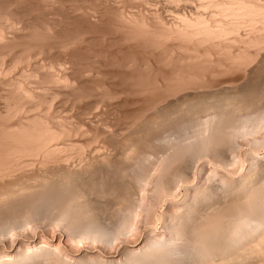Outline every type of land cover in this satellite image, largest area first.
Listing matches in <instances>:
<instances>
[{"label":"bare ground","instance_id":"1","mask_svg":"<svg viewBox=\"0 0 264 264\" xmlns=\"http://www.w3.org/2000/svg\"><path fill=\"white\" fill-rule=\"evenodd\" d=\"M102 22L109 25L101 38L111 54L133 44L153 58L158 89L150 78L145 82L148 64L124 56L121 67L105 74L113 91L76 113L75 104H54L77 89L70 58L57 54L90 34L81 27L70 40L28 47L7 60L33 27L50 34L63 25H90L93 33ZM44 55L54 57L36 60ZM32 59V69L16 72ZM88 66L83 75L98 77L100 70ZM113 104L167 105L116 124ZM78 135L89 138L74 141ZM199 161L222 168L213 164L207 174L213 184H194ZM235 164L238 172L230 169ZM156 165L160 176L152 180ZM144 191L156 211L176 203L154 215L170 235L152 236L150 218L142 248L127 245L113 264H264V0H0V246L15 251L0 264L69 263L45 244L20 248L32 231L55 227L67 242L89 239L93 248L127 237Z\"/></svg>","mask_w":264,"mask_h":264},{"label":"rangeland","instance_id":"2","mask_svg":"<svg viewBox=\"0 0 264 264\" xmlns=\"http://www.w3.org/2000/svg\"><path fill=\"white\" fill-rule=\"evenodd\" d=\"M105 21H107V20H105ZM103 23V25L102 24H100V27L98 26L99 24H97V26H96V28H97V30H96V28H95V30H94V32L92 33L91 31H92V29L91 30H87V28H91L90 27V25H84V26H75V25H68V27H66L67 25H63V26H61V28H60V26H59V29H61V30H59L58 28L56 29V30H54V33L53 32H51L50 34H49V32H47L44 28V30L41 28V27H39V28H37V29H35L36 27H33V29L39 34H37V35H35V31L32 33V31H33V29L31 30L30 29V32L32 33H30L28 30L27 31H25L26 33H28V34H26L27 36H28V38H27V36L24 34V33H21L22 35V37H20V40L18 39L17 41H20V42H17L16 41V43L14 44L15 45V47L12 45L11 47V50H10V52H11V54L8 56V58H7V60H8V62H11V59H12V56L14 57V54H15V52L17 53V54H23L25 51H24V49H26L27 48V52H28V47H29V50H30V47L32 48V49H34V47H35V49L37 48V47H39V46H41L42 45V43L43 44H45L46 43V45L47 46H50V43L52 44V43H54L53 42V40L56 42L55 44H57L58 42H61L62 40L64 41V39L65 40H70L71 38H72V36L74 35V36H77L78 35V31L79 32H81L82 30V32L81 33H88L89 31H90V34L88 35V34H85L86 36V38H87V35H88V37L89 36H91L89 39H86V38H84V40L83 41H81V42H78L77 44H75V46H73L72 48H69V50H68V52H67V54L65 55V53H58L57 54V56L58 57H62V58H67V57H69L68 59L71 61V66L69 67V69H68V71L71 73V74H73V75H75V76H80L79 78L81 79V81H80V79L78 78V86H77V89L73 92V93H71V94H73V95H69V92H68V95L66 96V95H64V97L61 95V99L59 98V99H57L58 101H60V102H58L57 100V102L56 101H54L55 103L54 104H65V106L67 107H72V105L73 104H75V110H73V111H75V113H76V109L78 108V109H80L79 107H82V106H84V103H86L85 104V106L86 105H91V103L93 102H95L96 100H95V98L97 99L99 96H98V94L100 93V94H103V95H105V93H108V92H111V91H113L114 90V88L112 87V85L111 84H108V80L106 79V77H105V74L107 73V71L108 70H110V68L112 69H114V67H117V68H119V67H121V65L119 64L120 62H121V59L123 60V59H125L124 58V56L126 57V56H128V58L129 59H134V61H138L137 63H139V64H143V62L142 61H144L146 64H148L149 65V71L148 72H146V70L144 71V76H145V74L147 75V77L145 78V79H148V80H145V82L147 81V84L148 85H150L149 84V78L151 79L150 80V83L151 84H153V88L154 89H156L157 88V86H158V84L157 83H155L156 82V78L159 76L158 74L160 73V71H159V67L157 66V64H155L154 63V60H153V58L148 54V53H144L142 50H140L139 48L137 49V47L136 46H134L133 44L129 47V46H125V49H124V51H123V53H121V54H111L110 52H109V50H108V48H107V44H106V42L104 43V41H105V38H104V41H103V37H102V35L104 36V35H106V34H103V33H105V31H106V29L107 28H109L108 26V24L106 23V22H102ZM64 26H65V28H64ZM73 26V27H72ZM77 27V28H76ZM79 27H81V28H83L82 30H81V28L79 29ZM87 27V28H86ZM67 28V29H66ZM70 28V29H69ZM75 28L77 29L76 30V32H75ZM85 28V29H84ZM93 28V27H92ZM100 28V29H99ZM42 29V30H41ZM79 29V30H78ZM39 30V31H38ZM59 30V31H58ZM87 32H86V31ZM101 30V32H99ZM41 31H43V32H41ZM85 31V32H84ZM24 32V31H23ZM48 33V34H46V33ZM64 32V33H63ZM68 32V33H67ZM98 32H99V34H98ZM30 33V34H29ZM41 33H44V34H41ZM77 33V34H76ZM52 34V35H51ZM31 35V36H30ZM33 35V36H32ZM35 35V36H34ZM43 35V36H42ZM50 35V36H49ZM101 35V36H100ZM37 36H40V37H37ZM42 36V37H41ZM55 36V37H54ZM63 36V37H62ZM33 37V38H32ZM34 37L35 38H38V39H36V42H35V39H34ZM68 37H70L69 39H68ZM102 37V38H101ZM30 38H32V39H30ZM57 40H56V39ZM67 38V39H66ZM107 38V37H106ZM23 41H22V40ZM85 39H86V41L88 40H90V42H91V44H88L89 42H86L85 41ZM97 41H96V40ZM99 39V40H98ZM28 40H30V43H31V45L29 46V43H28ZM32 40V41H31ZM41 41V42H40ZM85 41V42H84ZM95 41H96V43H95ZM24 44H23V43ZM48 42V43H47ZM93 42V43H92ZM18 43V44H17ZM22 43V44H21ZM86 43V44H85ZM27 44V45H26ZM35 44V45H34ZM84 44V45H83ZM96 44V45H95ZM105 45V47H104V45ZM23 45H24V47H23ZM34 45V46H33ZM91 45V46H90ZM17 46V47H16ZM37 46V47H36ZM77 46V47H76ZM84 46V47H83ZM98 46V47H97ZM87 47V48H86ZM23 48V49H22ZM78 48V49H77ZM82 48H84V49H82ZM116 48H117V46H116ZM126 48H127V50H126ZM90 49V50H89ZM115 49V48H114ZM16 50V51H15ZM80 50V51H79ZM88 50V51H87ZM113 50V49H112ZM126 50V51H125ZM139 50V51H138ZM13 51V52H12ZM23 51V52H22ZM72 51H74V52H72ZM79 53V54H76L77 52ZM84 51V52H83ZM89 51H92V52H96V54H97V51L99 52V51H101L99 54H95V52L94 53H91V52H89ZM19 52V53H18ZM72 52V53H71ZM76 52V53H75ZM71 53V54H70ZM81 53V54H80ZM84 53H86V54H84ZM90 53V54H89ZM127 53V54H126ZM136 53V54H135ZM138 53V54H137ZM13 54V55H12ZM16 54V55H17ZM25 54H27V53H25ZM87 54H89V55H91V56H88ZM97 56H95V55ZM126 54V55H125ZM130 56H129V55ZM82 56V57H80V56ZM103 55H104V58H103ZM106 55V56H105ZM50 55H44V56H38L37 58H36V60L39 58V60L41 59L42 61H46V60H48V57H49ZM67 56V57H66ZM93 56H95V59L94 60H92L94 57ZM110 56V57H109ZM133 56V57H132ZM51 58H53L54 56H50ZM49 57V58H50ZM73 57H74V59H73ZM85 57V58H84ZM93 57V58H92ZM123 57V58H122ZM97 58H99V59H97ZM46 59V60H45ZM85 59H86V61H85ZM97 59V60H96ZM107 59V60H106ZM115 61H114V60ZM101 60V61H100ZM104 60V61H103ZM109 60V61H108ZM145 60H147V62L145 61ZM31 61H33V59L31 60ZM31 61H28L29 63H26L27 61H23L22 63H20V64H18L17 66H16V72L17 71H22V70H25V69H32L33 68V66H34V64H35V62L33 61V63H31ZM38 61V60H37ZM75 61V62H74ZM89 61V62H88ZM97 61H99V62H97ZM150 61V63L151 64H149L148 62ZM7 62V63H8ZM91 62V63H90ZM104 62V63H103ZM107 62V63H106ZM114 62V63H113ZM117 62V63H116ZM142 62V63H141ZM31 63V64H30ZM74 63V64H73ZM116 63V64H115ZM144 63V64H145ZM87 64V65H86ZM101 64V65H100ZM119 64V65H118ZM153 64V65H152ZM20 65V66H19ZM33 65V66H32ZM81 65V66H80ZM89 65V66H88ZM97 66V67H95V66ZM105 65V66H104ZM112 65V66H111ZM118 65V66H117ZM68 66H69V64H68ZM75 66V67H74ZM88 66L89 68H92V67H94V68H96V69H99L100 70V74L98 75V77L95 75V76H89L88 75V77H87V75H83V73H82V71H84L83 69H85L86 67ZM91 66V67H90ZM110 66V67H109ZM22 67V68H21ZM19 68V69H18ZM89 68H87V69H89ZM151 68V69H150ZM112 69V70H113ZM86 70V69H85ZM73 71V72H72ZM76 71H77V73H76ZM75 72V73H74ZM82 73V74H81ZM151 73H152V75H151ZM156 73V74H155ZM78 74H80V75H78ZM100 76V77H99ZM84 77V78H83ZM89 78V79H88ZM100 78H101V80H100ZM155 80L154 82H153V80ZM82 80H84V81H82ZM101 81V82H100ZM131 81H133V82H131V83H133L134 84V80H131ZM89 84H88V83ZM96 82V83H95ZM95 83V84H94ZM101 83V84H100ZM87 84V85H86ZM99 85L100 84V86L102 85H104L103 86V88H98V89H100L101 91H102V93H101V91L100 90H98V89H96V85ZM157 84V85H156ZM95 85V86H94ZM97 85V86H98ZM107 87H106V86ZM85 86V87H84ZM87 86V87H86ZM91 86V87H90ZM78 87H80V88H78ZM83 87V88H82ZM156 87V88H155ZM86 88H87V90H86ZM88 88H92L91 90L90 89H88ZM94 88V89H93ZM105 89H106V91H105ZM113 89V90H112ZM158 89V88H157ZM97 90V91H96ZM79 91V92H78ZM82 91V92H81ZM93 92V95H92V93L91 92ZM94 91H96V93L94 92ZM105 93H104V92ZM108 91V92H107ZM153 91H155V90H153ZM88 92H89V94H88ZM155 92H157V90L155 91ZM154 92V93H155ZM75 93V94H74ZM81 93V94H80ZM95 93V94H94ZM78 94V96H79V94L80 95H84L82 98H80L81 100L78 102L77 100H74V99H76V98H79V97H77L76 95ZM87 94L89 95V96H87ZM74 95H75V97H74ZM133 95V94H132ZM48 96H50V95H48ZM47 96V97H48ZM73 96V97H72ZM98 96V97H97ZM101 96V95H100ZM92 97V98H91ZM94 97V98H93ZM133 97H135V96H133ZM63 99V100H62ZM74 100V101H73ZM90 100V101H89ZM92 100V101H91ZM83 101V102H82ZM77 102V103H76ZM88 102V103H87ZM92 103V104H93ZM43 104V103H42ZM44 104H47V103H44ZM72 104V105H71ZM76 104H78V105H76ZM83 104V105H82ZM71 105V106H70ZM82 105V106H81ZM115 104H113V106H114ZM117 105V104H116ZM115 105V107H117V109H116V112H115V114H113V117H115L114 119H115V123L116 124H122V121H125V119L126 120H128V121H131V120H129V119H131V118H135L137 115H139V113L140 112H142V114H140V115H142V116H147V117H150L149 115L151 114V116L155 113L154 111H157V109H155V108H161L160 106H165V105H167V104H156V106H155V104H154V106L153 105H151V106H153L152 108L153 109H149V107H148V109H145V108H147V106H148V104H121V105H119L118 104V106H116ZM135 105V106H134ZM77 106V107H76ZM146 106V107H145ZM150 106V105H149ZM150 106V107H151ZM168 106H172V108H174L173 107V105H170V104H168ZM120 107V108H119ZM124 107H125V109H124ZM130 107V108H129ZM135 107V108H134ZM145 107V108H144ZM127 108V109H126ZM133 108V109H132ZM139 108V109H138ZM158 108V109H159ZM171 107H170V111L172 112V113H175V112H173V111H175L174 109H172ZM144 109V110H143ZM123 110V111H122ZM145 110H147L146 112H145ZM152 110V111H151ZM154 110V111H153ZM117 111H119V112H117ZM125 111V112H124ZM122 112V113H121ZM154 112V113H153ZM118 113H120V114H118ZM153 113V114H152ZM143 114H146V115H143ZM135 115V116H134ZM119 116V117H118ZM123 117V118H122ZM144 117V118H145ZM128 118V119H127ZM133 118V119H134ZM143 118V117H142ZM121 121V122H120ZM87 137V138H86ZM89 137L88 136H82V135H78L77 136V138H75V136H73V139H74V141H77V142H85L87 139H88ZM76 139V140H75ZM144 150H147V147L145 148V149H141L140 151H144ZM154 152V151H153ZM140 153V152H139ZM141 154V153H140ZM242 162V161H241ZM241 162H239L240 163V168L242 167V165L244 164L243 162L241 163ZM202 162L201 161H199V163L197 162L196 163V165L198 166L199 164V166L198 167H196V169H195V172H197L196 174L194 173V174H192V179L194 180V184H198V182H200L198 185H200V184H202L201 186H206L205 184H207V185H209V184H211L213 181V179L212 178H209L210 176H208V177H206L207 176V174L209 175V171L212 173L213 172V168L215 169V167L216 168H221V167H219V166H216L214 163H209V164H201ZM213 164L215 165L213 168H212V166H213ZM158 165H160V164H158ZM158 165H156V167L154 168V170H156L157 171V169H158V171L156 172V171H154V174H153V172H152V176H154V177H152V180H153V178H155V176L157 175V176H160V170H159V167L161 168V166H158ZM202 165V166H201ZM206 165H209L208 167L206 166ZM236 165V164H235ZM239 165V164H238ZM238 165H236V167L234 166H232V167H230V169H231V171L233 170L234 172H238L239 171V167H238ZM202 168H201V167ZM244 166V165H243ZM158 167V168H157ZM238 167V168H237ZM157 168V169H156ZM235 168H237L238 170L236 171V169ZM205 169V170H204ZM222 169V168H221ZM235 169V170H234ZM201 171V172H200ZM203 171V172H202ZM219 171H221V170H219ZM159 172V173H158ZM222 172V171H221ZM205 173V174H204ZM201 174V175H200ZM203 174V175H202ZM156 176V177H157ZM194 176V177H193ZM200 176V177H199ZM204 178V179H203ZM203 179V180H202ZM207 179H209V180H207ZM210 179H212V180H210ZM199 180V181H198ZM192 181V180H191ZM207 181H209V182H207ZM212 181V182H211ZM205 184H204V183ZM214 182H216V180L214 181ZM213 184V183H212ZM185 186V187H184ZM182 188H184V189H182ZM180 187V188H178L177 189V191H178V197H180V194L182 193L183 195H185L184 193H186V185H183V187ZM147 189H148V193L151 191V190H149L150 188H149V186L146 188V191H147ZM179 189H181V191L179 190ZM185 190V191H184ZM146 191H144V194L146 193ZM181 193H180V192ZM148 193L147 194H143L142 196L140 195L139 196V194H141V193H139L138 194V196H139V200H138V202H140L139 203V205L137 206V211H136V213H138L137 214V217H136V219L137 220H135V226L133 227V229H132V231H130V232H128V235H127V237L125 236V235H121L118 239H116L115 241L116 242H112L113 244H111V242H110V244L108 245V243L104 246V248L103 247H95L94 246V248H93V246H91V244H92V241L91 242H88V241H90L89 239H80V240H77V241H79L78 243H77V241L76 240H74L73 242L71 241V242H67V233L66 232H64V230H60V229H58L57 230V228H49V229H47V230H43V231H41L40 233L39 232H37V231H32V232H34V233H32L31 234V232H30V234L31 235H33L32 237H30V238H27V239H23V241L21 240L18 244L21 246L20 248H22V249H30V247L33 249V247L34 248H36V247H38V246H36V245H43V244H45V245H43L44 247H46V246H49L50 248H53V250L54 249H56V250H58V251H56V252H58L61 256L60 257H62V256H64V258L63 259H65V260H70V261H68L67 263L68 264H70V262H73V264L76 262H78V261H85L84 263H87L86 262V260L87 261H90V262H92L93 264H103V263H107V264H113L114 263V261L115 260H117L116 262H118V260L120 259L121 260V258H123L124 256V254H123V251L122 250H124L125 248H127V245H128V249L127 250H131L132 249V251H137V250H139L140 249V246L142 245H144L145 244V242L147 241V239H148V237L147 236H145V235H149V234H151V233H154L152 236H158V237H168L170 234V232L168 233V235H167V233L166 232H168L169 230H168V228L165 226V230H164V223H163V225H162V221H160L159 220V218H155V214H156V212L158 211V209H161L159 212H162V210L166 207L167 208V206H168V210H170V211H173L172 209H175L176 207H177V205H175L176 203L174 202V201H172V202H168V203H166L167 205H165L164 207H161L160 206V204H159V206L161 207V208H157L156 207V209H157V211L155 210V209H151V208H153V205H152V203L150 204V206H151V208H149V205L147 204V203H150V200H149V202L147 201V199H150V197L151 196H149L150 194H151V192L149 193V195H148ZM181 194V197L183 196ZM146 195H148V198L146 197ZM152 195V194H151ZM142 198V199H141ZM158 205V204H157ZM156 204H155V206H157ZM158 206V207H159ZM140 207V208H139ZM147 209H146V208ZM149 208V209H148ZM148 210V212L146 211V210ZM177 209V208H176ZM150 210H152V212H150ZM156 211V212H155ZM175 211V210H174ZM146 214H145V213ZM150 212V213H149ZM148 213H149V215H148ZM154 213V214H153ZM144 214V215H143ZM146 215V216H145ZM148 215V216H147ZM151 215V217H149ZM149 217V218H148ZM142 218V219H141ZM150 218H153L152 220H153V222L156 224L155 225V227H154V229H152V231H150L151 229H149V231L151 232H149L148 231V228H149V224L148 223H150L152 220L150 219ZM149 220V221H148ZM156 222H155V221ZM160 222H158V221ZM145 221V222H144ZM147 221H148V223H147ZM144 222V223H143ZM142 224L144 225L143 226V228H142ZM145 225H147L148 226V228H147V226H145ZM162 227H161V226ZM159 226V227H158ZM144 227L146 228V229H144ZM162 230H161V229ZM166 228H167V230L168 231H166ZM51 229V230H50ZM54 229H55V231H54ZM140 229V230H139ZM156 229V230H155ZM134 230V231H133ZM147 230V232H149V234H147L145 231ZM47 231V232H46ZM43 233H44V235H43ZM131 233V234H130ZM146 233V234H145ZM156 233V234H155ZM166 233V234H165ZM41 234V235H40ZM56 234V235H55ZM145 234V235H144ZM164 234L166 235V236H164ZM130 236V237H129ZM151 235H149V237H150ZM147 237V238H146ZM62 238V239H61ZM144 238V239H143ZM79 239V238H78ZM82 240V241H81ZM84 240V241H83ZM5 243H8L9 244V242H7V241H4ZM10 242H13V240H11ZM74 242L76 243V244H74ZM13 243H15V242H13ZM115 243V244H114ZM86 244V245H85ZM16 246H17V243L15 244ZM85 245V246H84ZM110 245H111V247H110ZM114 245V246H113ZM124 246V247H123ZM142 246H141V248H142ZM27 247H29V248H27ZM42 247V246H41ZM105 247H106V250H108L109 251V253H107L105 250H103V249H105ZM5 248V247H4ZM3 247H1L0 246V257L1 258H6V260H8V259H11L12 258V256H14V252L15 251H11L9 248H5L4 249ZM38 248H40V247H38ZM108 248V249H107ZM124 248V249H123ZM31 249V250H32ZM122 249V250H121ZM7 250V251H6ZM96 250V251H95ZM10 251V252H9ZM84 251V252H83ZM112 251V252H111ZM122 251V252H121ZM61 252V253H60ZM16 253H17V251H16ZM122 253V254H121ZM99 255V256H98ZM84 256V257H83ZM10 257V258H9ZM83 257V258H82ZM86 257V258H85ZM93 257V258H92ZM97 257V258H96ZM111 257V258H110ZM8 258V259H7ZM81 259V260H80ZM97 259V260H96ZM104 259V260H103ZM111 259V260H110ZM2 260H5V259H2ZM113 260V261H112ZM46 261V260H45ZM111 261V262H110ZM39 262V261H38ZM43 262V260H41V262H39V263H36V264H45L46 262H44V263H42ZM89 262V263H90ZM102 262V263H101ZM54 264L53 262H47L46 264ZM79 263V262H78ZM83 263V264H84ZM92 263H90V264H92ZM88 264V263H87Z\"/></svg>","mask_w":264,"mask_h":264}]
</instances>
